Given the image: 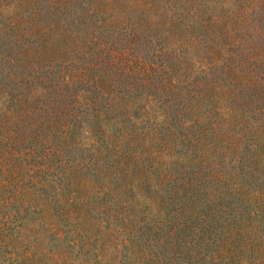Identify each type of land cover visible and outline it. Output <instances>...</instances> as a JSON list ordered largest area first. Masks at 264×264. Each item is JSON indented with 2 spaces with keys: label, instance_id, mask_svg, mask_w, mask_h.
I'll return each mask as SVG.
<instances>
[{
  "label": "trees",
  "instance_id": "1",
  "mask_svg": "<svg viewBox=\"0 0 264 264\" xmlns=\"http://www.w3.org/2000/svg\"><path fill=\"white\" fill-rule=\"evenodd\" d=\"M8 2L0 234L13 203L57 239L112 210L127 264H264V0Z\"/></svg>",
  "mask_w": 264,
  "mask_h": 264
},
{
  "label": "rangeland",
  "instance_id": "2",
  "mask_svg": "<svg viewBox=\"0 0 264 264\" xmlns=\"http://www.w3.org/2000/svg\"><path fill=\"white\" fill-rule=\"evenodd\" d=\"M1 1L4 4L1 6L4 13L0 15L2 19L5 16H13L17 12L15 2ZM43 11L48 12L47 9ZM63 11L65 14L62 17L65 20H73L74 26L71 27L69 22L68 30L74 32L77 30L75 28L78 30L82 28L83 25L79 22L81 17L77 16L73 6H67ZM42 19L45 20L43 16ZM17 36L6 34V36L0 37V79L2 80L0 91L5 90L1 87L2 82L11 84L13 79L17 81L13 74L17 72L18 68L12 62L14 54L19 50L17 44L20 40ZM17 83L20 82H12L13 88L17 86ZM55 105V102L47 99L43 106L49 108L50 111ZM17 122L20 125H25H18L16 130L11 129V134L14 136L15 142H20L23 140L22 134L27 132L29 127L27 121L17 120ZM245 181L246 184L251 185L250 179ZM7 192V190H2L1 194L6 196ZM16 206L15 203L11 206V214L15 213L16 218L12 223L15 227L10 229L9 233L0 234V264H127L128 247H124L123 238L116 235L114 231L116 227H113L116 223L106 219L109 213L113 214L112 210H109V213H100L104 219L99 230L93 228L88 230V233H84L82 228H76L75 231L67 233L61 231L60 238L57 239L50 234L51 223L43 224L41 222L39 224L37 221L29 220V212L15 211ZM78 232L80 234H77ZM247 264L251 263L247 261Z\"/></svg>",
  "mask_w": 264,
  "mask_h": 264
}]
</instances>
